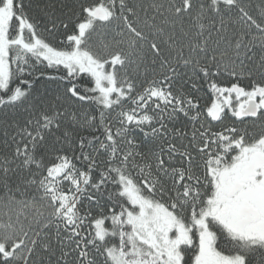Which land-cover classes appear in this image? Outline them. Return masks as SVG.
Returning <instances> with one entry per match:
<instances>
[{
  "label": "snow or ice",
  "instance_id": "snow-or-ice-1",
  "mask_svg": "<svg viewBox=\"0 0 264 264\" xmlns=\"http://www.w3.org/2000/svg\"><path fill=\"white\" fill-rule=\"evenodd\" d=\"M0 264H264V0H0Z\"/></svg>",
  "mask_w": 264,
  "mask_h": 264
},
{
  "label": "trees",
  "instance_id": "trees-1",
  "mask_svg": "<svg viewBox=\"0 0 264 264\" xmlns=\"http://www.w3.org/2000/svg\"><path fill=\"white\" fill-rule=\"evenodd\" d=\"M34 88L36 89L37 95L47 92V95L53 96L55 95L56 85L49 82H40L34 85Z\"/></svg>",
  "mask_w": 264,
  "mask_h": 264
}]
</instances>
